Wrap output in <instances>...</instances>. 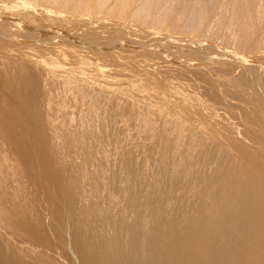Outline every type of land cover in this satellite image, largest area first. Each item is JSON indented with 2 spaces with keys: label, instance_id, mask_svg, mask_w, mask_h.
Masks as SVG:
<instances>
[{
  "label": "bare ground",
  "instance_id": "bare-ground-1",
  "mask_svg": "<svg viewBox=\"0 0 264 264\" xmlns=\"http://www.w3.org/2000/svg\"><path fill=\"white\" fill-rule=\"evenodd\" d=\"M259 1L0 0V264H264Z\"/></svg>",
  "mask_w": 264,
  "mask_h": 264
},
{
  "label": "rangeland",
  "instance_id": "rangeland-1",
  "mask_svg": "<svg viewBox=\"0 0 264 264\" xmlns=\"http://www.w3.org/2000/svg\"><path fill=\"white\" fill-rule=\"evenodd\" d=\"M185 1H187V0H185ZM261 1V2H260ZM259 1V5H258V7H257V9H259L260 11H261V14H260V16H261V18L262 19H264V0H260ZM260 6V7H259ZM262 8V9H261ZM216 14H214V19H213V21L214 22H216L217 21V19H219L220 18V16L218 17V16H215ZM262 34V35H261ZM260 34V36L261 37H264V33H261ZM191 35V36H190ZM190 35H187V36H190V37H194L193 36V34H190ZM186 36V37H187ZM197 36V35H196ZM196 36L194 37V38H196ZM203 39H206L205 37H203L202 38V36L200 37V41H202L203 43L204 42H206V43H211L210 41H207V39L206 40H203ZM264 39V38H263ZM210 40V39H209ZM57 41L58 42H60V45H59V48H58V50L57 51H59L60 53H61V55L60 56H58V55H56L55 56V58H54V60H55V62L57 63V66L59 67L62 63H66L67 65H74V62H76V61H82V60H85V57H83V55L82 54H89V53H87L88 51L87 50H85V51H87V52H85V53H81V52H84V49H82V51L80 50V48H78L77 49V51L79 50V52L81 53V54H79L77 51H76V48L75 49H72V48H68L67 46H65V45H63L62 43H63V41L61 40V39H57ZM197 42H199V41H197ZM196 44V43H195ZM212 44H214V45H216V46H218V51L217 52H215V54L217 55V56H220V54H219V52H224V51H226V50H229V51H231V49L233 50V48L234 47H232V46H229L227 43H223V42H221V40H217L216 42H214V41H212ZM9 50H7V49H5V51L4 52H12V51H14L15 49H12V48H8ZM7 50V51H6ZM10 50H12V51H10ZM23 50L25 51V52H27V53H29V54H36L37 56H42L41 54H40V52H38L36 49H34V48H32V47H28V46H26V47H24L23 48ZM261 53L263 54V57H264V47H263V49H262V51H261ZM1 54V53H0ZM15 54V53H14ZM246 54L248 55V56H252L251 55V53L250 52H246ZM90 55V54H89ZM187 55V51L185 50V49H182L181 50V56L182 57H184V56H186ZM48 56H44V58L46 59ZM89 57H91V56H89ZM54 62V61H53ZM86 62V61H85ZM85 62H84V64L82 63V67L84 68L85 67V69H89V71L90 70H93V68H92V66L90 65V63H88V64H85ZM56 63H53V64H56ZM260 63H262V64H264V59H262V60H260ZM52 66H56V65H52ZM56 66V67H57ZM190 78H185L184 77V79H185V81H184V84H187L188 85V88L190 87H194V86H201L202 85V87H204L205 86V84L203 85V82L202 81H196L195 80V78L192 76V75H188ZM117 79H119V78H117ZM188 79H189V81H188ZM102 81H105V79H103ZM191 81H193L194 83H195V81H196V85H194L193 86V84L194 83H192ZM105 82H108V81H105ZM189 84H188V83ZM199 83V84H198ZM191 84V85H190ZM190 85V86H189ZM122 88H125L126 86L125 85H123V86H121ZM187 87V86H186ZM186 87H184L183 88V92H185L184 94L186 95V97L187 96H189V93H191V91H192V93H193V91H194V93H193V95L196 93L195 92V90H190V88L188 89V88H186ZM202 87H200V91L199 90H197V94H200V95H196V96H193L192 95V93H191V96H189V97H187V99H188V101L187 102H189L190 101V103H192V104H195L194 102L196 101L197 102V100H196V98H198V99H200V101H204L203 103L205 104V103H207L208 105H206V106H214L215 108H217L218 107V109L219 110H217V114L216 115H214V117H215V119H220V120H224V119H226V118H228V119H232L233 117H234V114L235 113H238L240 110H238V109H231V110H229V111H224V110H220L221 108H223V105H222V102L220 101V103L221 104H219L218 103V101H216L215 102V100L214 99H212V101L214 100V104L215 105H219V106H215L213 103H212V101H210L211 99H207V96H205L204 94H203V92H204V90H202V89H204V88H202ZM182 89V88H181ZM181 89H180V91H181ZM192 89H194V88H192ZM185 90V91H184ZM186 90H188L189 91V93H187V91ZM145 93V91H143V94ZM203 94V95H202ZM145 95L147 96L148 95V93L146 92L145 93ZM222 96H223V94H222ZM192 97V98H191ZM190 98V99H189ZM201 98H203V99H201ZM223 98H226L227 100L229 99L230 101H231V103H233V104H235V105H241L240 104V101L238 100V101H236L237 99L235 98L234 99V97H227L226 95H224L223 96ZM232 98H233V100H232ZM194 101H193V100ZM235 100V101H234ZM209 101H210V104H209ZM239 102V103H238ZM146 103H148V102H146ZM213 105H212V104ZM225 103V102H224ZM202 104V103H201ZM232 104V105H233ZM197 105H198V102H197ZM221 105H222V107H221ZM234 105V106H235ZM154 106V105H153ZM152 106V107H153ZM9 107H10V110L9 111H7L6 113H5V115H6V124L4 125V126H6V125H8L9 127H10V129L11 130H13V134L14 135H12L11 137H8V145L10 146V149H16V148H14V146L16 147H18L19 146V142H20V145H22V143H24V138L25 137H29V135H25V131H24V128H23V130L21 129L22 127H21V125H23L27 120H28V117H27V115H25V113L23 112V111H21V109H18V108H16L15 106H14V104L13 105H9ZM156 108H158V107H160V106H155ZM154 107V108H155ZM205 107V106H204ZM224 107L225 108H223V109H226V110H228V108H226L227 106L224 104ZM162 108V107H161ZM163 109V110H162ZM161 110L164 112V108H162ZM167 110V109H166ZM167 112V111H166ZM183 117V116H182ZM187 117V116H186ZM179 118H181V117H179ZM182 120H183V118H182ZM218 126H220V125H218ZM205 127H209L208 125H206V124H204L203 126H201V128L203 129L204 128V130H206V129H208V128H205ZM221 128V127H220ZM21 129V130H20ZM19 130V131H18ZM241 130V132H242V130L244 131V129L243 128H241L240 129ZM216 132H219V128L217 129L216 128V130H215ZM21 132V133H20ZM22 133H24V135L22 134ZM23 136H25V137H23ZM18 140H17V139ZM23 138V139H22ZM21 140H22V142H21ZM17 142H18V145H17ZM13 144V145H12ZM35 145L33 144V147H34ZM36 148H37V146H35Z\"/></svg>",
  "mask_w": 264,
  "mask_h": 264
}]
</instances>
